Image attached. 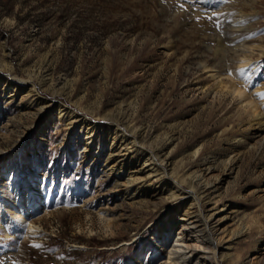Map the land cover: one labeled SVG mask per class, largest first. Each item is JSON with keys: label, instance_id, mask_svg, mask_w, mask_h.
Instances as JSON below:
<instances>
[{"label": "rangeland", "instance_id": "obj_1", "mask_svg": "<svg viewBox=\"0 0 264 264\" xmlns=\"http://www.w3.org/2000/svg\"><path fill=\"white\" fill-rule=\"evenodd\" d=\"M239 8L241 38L254 50L247 65L215 48L223 19ZM5 73L98 117L91 140L84 123L60 119L59 104L28 106L32 84L4 82ZM213 75L264 112V0H0V178L13 187L6 182L0 193L25 205L13 195L31 186L42 203L29 212L31 231L6 214L0 264H175L167 249L183 207L167 201L166 188L152 194V178L139 196H125L115 185L123 175L105 167L106 119L117 115L143 127L146 142L166 145L175 164L212 163L209 222L229 216L221 226L235 254L221 263L243 256L264 264V250L254 248L264 240V128L233 92L212 89Z\"/></svg>", "mask_w": 264, "mask_h": 264}, {"label": "bare ground", "instance_id": "obj_2", "mask_svg": "<svg viewBox=\"0 0 264 264\" xmlns=\"http://www.w3.org/2000/svg\"><path fill=\"white\" fill-rule=\"evenodd\" d=\"M239 11L240 8L223 19L225 22L222 24L225 25V27L219 29L220 35L218 39L216 38L217 45L215 48H217V50H232L230 60L233 62L237 60L240 61L239 63L247 65L251 61L248 55L253 53L254 50L245 44L244 38H241L243 32L246 31V27L244 26L245 17L242 16ZM198 28L201 31L200 33L206 32L204 27L199 26ZM205 34L208 35L209 33L206 32ZM209 35L213 36V34ZM227 39L234 41L235 44H233V46L226 44L225 41H227ZM259 51V56H261L262 50ZM258 60H262L261 57H258V59L256 58L255 62ZM212 77L216 82L212 89L217 91L221 87H224L227 91L233 92L234 95L238 97V104L243 110L249 112L250 115H252L253 122L260 129H263L264 112L259 108V105L255 100L249 98L244 90L235 86V84L229 86L228 84H224V81L220 76L213 75ZM3 79L4 82L16 79V83L22 85L31 83L32 86L30 92H32V97L28 101V106L32 105L33 107L36 106L38 109H41L45 105H51L54 103L59 104L58 116L60 119L67 117L66 123L68 125H73L78 121L84 123L89 137L88 141L91 140L97 126L100 125H98V117L89 114L81 108L72 106L69 102L59 100L56 94H52L43 99L38 92L34 90L36 89L35 86H37V82L31 78H17L9 73H5ZM44 83H47V81L45 80L40 84L42 85ZM126 119H124L122 115H117L115 117L112 116L106 119L108 127L113 129V136L109 150L111 156L105 167L109 172L123 175L121 180H115V185L118 189L124 191L125 196H130L131 199L139 196L143 192L144 185L141 181H144L146 178H152V180H155L158 185V190H155V188L151 189V191H153L152 194H158V191H162L166 188L168 197L167 201H170L174 206L180 208L183 207V221H181L179 229L176 230L177 235L173 240V243L170 244L167 249L166 260L175 264H181L182 261L186 260L191 264H222L221 262H230L231 256L235 255L233 254L234 252L231 251V244H228V241L231 239L230 231H226L221 226V220L228 215L224 212L225 214L216 218L213 222H209L211 217L209 204H215L217 202L216 198L213 199V196L210 197L213 182H209V179L206 180V174L211 171L212 163L210 164L205 160L204 162H201V160H199L200 162L180 160L179 163L175 164L166 152V145H153L146 142L147 140H144L142 137L144 128L136 127L134 123L130 120L127 121ZM196 152L197 148H194L191 155H194ZM6 182L9 183L7 188L9 190L13 189V187L10 186V184H12L10 180L2 181L0 178V192L4 191ZM32 190L33 188L28 186L27 190L25 189L26 193L24 195L21 194V196H19L18 193L13 195V200L17 198V201H21L22 203L27 202L25 205L15 201H10L8 203L6 196L3 193H0V228L5 231L4 233L9 234L7 230L8 228L6 229V224L10 219L7 218L6 214L9 216H15L19 224L29 223L28 229L31 231L32 226L34 225V219H30L29 212L32 211L33 213V210H37V206L42 204L40 200H34L33 196L38 195ZM187 199L190 200L185 204ZM45 202L42 211H45L47 214L50 211V201L47 199ZM29 230H27V233ZM244 234L245 230H241L235 236L239 237ZM235 236L232 237V239H234ZM192 239H197L200 242V248H198L199 246H194V244L190 242ZM205 247L207 248L205 249ZM254 248L264 250V240ZM209 253L210 256H212V260L208 258ZM185 263L188 264V262ZM230 264L248 263L243 256H237L235 261H232Z\"/></svg>", "mask_w": 264, "mask_h": 264}, {"label": "snow or ice", "instance_id": "obj_3", "mask_svg": "<svg viewBox=\"0 0 264 264\" xmlns=\"http://www.w3.org/2000/svg\"><path fill=\"white\" fill-rule=\"evenodd\" d=\"M36 247H39V245H35Z\"/></svg>", "mask_w": 264, "mask_h": 264}]
</instances>
